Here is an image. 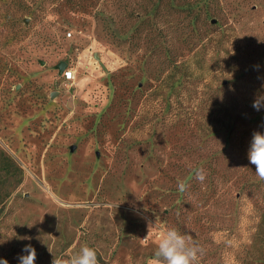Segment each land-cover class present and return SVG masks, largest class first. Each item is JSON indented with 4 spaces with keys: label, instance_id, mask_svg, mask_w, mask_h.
I'll use <instances>...</instances> for the list:
<instances>
[{
    "label": "rangeland",
    "instance_id": "rangeland-1",
    "mask_svg": "<svg viewBox=\"0 0 264 264\" xmlns=\"http://www.w3.org/2000/svg\"><path fill=\"white\" fill-rule=\"evenodd\" d=\"M262 95L264 0H0V259L87 244L99 264H148L175 227L198 264H264Z\"/></svg>",
    "mask_w": 264,
    "mask_h": 264
},
{
    "label": "clouds",
    "instance_id": "clouds-1",
    "mask_svg": "<svg viewBox=\"0 0 264 264\" xmlns=\"http://www.w3.org/2000/svg\"><path fill=\"white\" fill-rule=\"evenodd\" d=\"M73 75V70L70 67L63 72V76L69 79L73 78ZM252 107L257 111L264 108V95L258 96L253 101ZM248 159L251 164L255 165L256 176L264 181V133L258 131L253 133ZM195 177L203 182L205 180L203 170L197 169ZM178 190L185 192L187 185L183 181H178ZM147 236L140 239L142 243H147ZM24 239L31 238L24 237ZM22 251L25 254L18 257L19 264H35L37 259L36 249L31 244H27ZM203 252V247L192 235L182 233L175 227L168 228L162 232L154 256L148 261V264H198L199 257ZM0 264H8V261L0 259ZM52 264H99V260L96 249L84 244L79 251L67 256H54Z\"/></svg>",
    "mask_w": 264,
    "mask_h": 264
},
{
    "label": "trees",
    "instance_id": "trees-1",
    "mask_svg": "<svg viewBox=\"0 0 264 264\" xmlns=\"http://www.w3.org/2000/svg\"><path fill=\"white\" fill-rule=\"evenodd\" d=\"M155 9L158 11L159 9V4L156 5ZM172 13L177 12H184L186 14H192L191 16H187L189 17L192 21H197L200 24H204L205 20H207V9L204 6H197V4L194 5H185V4H173L170 5L167 9L165 8V13H164V9L161 10L160 14L162 16H169L171 11ZM164 13V15H163ZM203 22V23H202ZM3 173L5 174V176L7 178H14L15 177V173L13 169H8V168H3ZM10 195V193H6L4 198H8Z\"/></svg>",
    "mask_w": 264,
    "mask_h": 264
},
{
    "label": "water",
    "instance_id": "water-1",
    "mask_svg": "<svg viewBox=\"0 0 264 264\" xmlns=\"http://www.w3.org/2000/svg\"><path fill=\"white\" fill-rule=\"evenodd\" d=\"M215 23V20L213 19L212 21H211V24H214ZM65 67H66V64L65 63H61V64H59L58 65V71H59V73L60 74H62V72H63V70L65 69ZM51 97H53V95H51ZM73 149V147L71 148V150Z\"/></svg>",
    "mask_w": 264,
    "mask_h": 264
},
{
    "label": "built area",
    "instance_id": "built-area-1",
    "mask_svg": "<svg viewBox=\"0 0 264 264\" xmlns=\"http://www.w3.org/2000/svg\"><path fill=\"white\" fill-rule=\"evenodd\" d=\"M66 70V69H65ZM64 72V71H63ZM63 72H62V74H61V76H62V78H63V80H65L66 82H68V81H70L71 79H69V78H66L65 76H63Z\"/></svg>",
    "mask_w": 264,
    "mask_h": 264
}]
</instances>
